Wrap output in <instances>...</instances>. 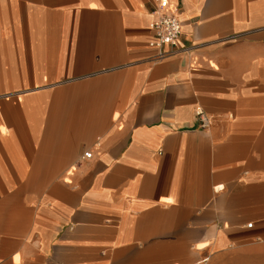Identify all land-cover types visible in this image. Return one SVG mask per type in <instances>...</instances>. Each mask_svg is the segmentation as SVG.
Wrapping results in <instances>:
<instances>
[{
    "label": "crops",
    "instance_id": "1",
    "mask_svg": "<svg viewBox=\"0 0 264 264\" xmlns=\"http://www.w3.org/2000/svg\"><path fill=\"white\" fill-rule=\"evenodd\" d=\"M168 1L0 0V264H264V0Z\"/></svg>",
    "mask_w": 264,
    "mask_h": 264
},
{
    "label": "built area",
    "instance_id": "2",
    "mask_svg": "<svg viewBox=\"0 0 264 264\" xmlns=\"http://www.w3.org/2000/svg\"><path fill=\"white\" fill-rule=\"evenodd\" d=\"M152 34L149 45L158 48L157 59L163 58L170 50L164 49L165 45L175 46L180 39V19L174 8L170 7L168 0H159L155 8V16L152 21ZM198 126L201 129H207L210 124V118L207 113L198 108L196 111ZM91 150L83 152L84 157H90ZM251 223H248L250 225Z\"/></svg>",
    "mask_w": 264,
    "mask_h": 264
}]
</instances>
